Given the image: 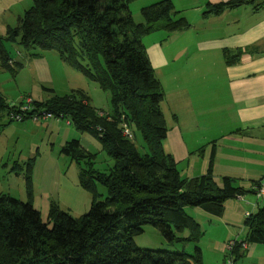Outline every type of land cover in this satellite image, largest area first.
<instances>
[{
	"label": "trees",
	"instance_id": "trees-1",
	"mask_svg": "<svg viewBox=\"0 0 264 264\" xmlns=\"http://www.w3.org/2000/svg\"><path fill=\"white\" fill-rule=\"evenodd\" d=\"M134 1L33 0L21 25L9 28L6 38L0 37L3 66L11 62L5 42L20 39L24 45L57 50L66 62L111 92L110 113L73 92L49 101L31 100L26 119L41 110L67 118L76 129L93 133L114 161L109 173H101L93 167L94 154L84 150L79 140L65 143L62 152L81 165L80 182L93 195V202L80 219L52 205L51 227L32 203L34 162L19 165L30 201L0 194V264H204L198 245L194 254L152 250L140 248L135 237L146 225H153L170 243L197 244L201 228L186 207L221 216L227 200L249 191L231 177L216 178L215 149L207 173L193 178H183L174 157L164 150L168 135L162 111L165 93L143 38L158 30L182 31L190 23L174 17L177 12L171 0L144 7L143 22H137L130 9ZM253 1L210 4L207 13L219 14ZM228 62L234 61L228 58ZM22 105H10L0 93V131L4 116ZM124 123L141 132L148 154H140L133 139L123 135ZM100 183L108 192L105 201L98 199ZM255 184L260 187L261 180ZM246 218V241L264 244V206ZM185 229L191 231L190 236L176 234ZM234 253L236 259L242 255L240 246Z\"/></svg>",
	"mask_w": 264,
	"mask_h": 264
},
{
	"label": "crops",
	"instance_id": "crops-1",
	"mask_svg": "<svg viewBox=\"0 0 264 264\" xmlns=\"http://www.w3.org/2000/svg\"><path fill=\"white\" fill-rule=\"evenodd\" d=\"M160 1L132 2L135 20L143 22L141 10ZM171 1L177 12L174 17L186 18L190 27L173 33L158 30L143 38L165 93L162 111L168 135L164 150L174 157L183 178H193L207 173L215 149L214 175L231 177L237 186L249 190L235 198L248 206L245 215L254 213L255 183L264 179V0L219 14L207 13L209 5L230 0ZM228 58L234 62L229 63ZM63 119L34 122L37 129L48 131L49 138L64 130L59 146L62 154L72 132L63 127ZM65 125H70L68 119ZM52 154L47 159L39 156L33 165V186L43 199L60 197ZM78 195L87 194L79 191ZM227 211L225 204L223 214ZM219 227H213L210 238L214 252L202 250L204 264H224L226 243L246 240V226L238 235L221 227L226 236L214 238ZM263 245H248L241 255L244 260L240 262V256L236 264H264Z\"/></svg>",
	"mask_w": 264,
	"mask_h": 264
},
{
	"label": "rangeland",
	"instance_id": "rangeland-1",
	"mask_svg": "<svg viewBox=\"0 0 264 264\" xmlns=\"http://www.w3.org/2000/svg\"><path fill=\"white\" fill-rule=\"evenodd\" d=\"M33 5V0H0V37L6 38L9 28H18L26 12ZM5 48L11 62L10 66L0 64V93L10 105L27 104L29 98L49 101L75 92L78 98L82 95L86 96L90 103L101 111L112 112L111 92L104 90L98 82L92 80L82 70L66 62L57 50H44L39 46L24 45L20 39L16 42L6 41ZM9 119L10 116H4L2 120L4 127L0 131V194L30 201L25 174L23 170H20L19 165L24 167L26 162H34L39 156L47 159L53 152L52 155L56 160V163H53L54 166L56 165L55 170H60V173L55 171V185L60 186V197L43 199L40 193L38 195L40 197H37L38 191L33 186L32 196L35 194L36 197L32 199V203L40 211L43 221L49 223L50 227L52 222L49 213L52 205L70 213L74 218L83 217L91 208L93 195L81 185L80 165L70 156L60 152L59 146L64 130L61 131L60 136H57L55 131L49 138L48 131L37 129L34 123L36 121L32 119L12 122ZM66 121L67 119H63L62 125L66 129H72L70 139L79 140L84 150L94 154L93 167L101 173H109L114 161L102 150L99 139L91 132L76 129L73 124L65 125ZM133 133V142L139 153L148 154L149 150L141 132L133 129ZM79 191L87 194L86 197L78 195ZM97 191L98 199L105 201L108 197L106 187L101 183L97 184ZM254 202L256 206L254 210L257 212L259 207H262L263 199L255 195ZM226 205L228 211L225 215L223 214V217L210 215L203 209L196 211L194 208L198 207H186L187 213L198 222L201 228L202 236L197 244L193 241L170 243L164 238L160 229L153 225H146L144 232L135 237V242L140 248L185 251L189 254H194L195 247L198 245L203 251L212 253L214 250L211 248L210 238L213 227L220 226L219 234L213 237L222 238L226 236L223 230L225 227L238 235L246 226L245 212L248 206L245 207L246 204L236 198L227 200ZM184 231L183 234H176L184 237L191 235L189 229ZM213 231L217 233L216 229ZM248 244L250 247L257 245V243ZM239 260L242 262L244 257L241 256Z\"/></svg>",
	"mask_w": 264,
	"mask_h": 264
},
{
	"label": "built area",
	"instance_id": "built-area-1",
	"mask_svg": "<svg viewBox=\"0 0 264 264\" xmlns=\"http://www.w3.org/2000/svg\"><path fill=\"white\" fill-rule=\"evenodd\" d=\"M31 100H28L27 104L22 105L18 111H12L10 114V119L15 120V121H23L28 117V112L31 111V106H30ZM63 117H55L52 113L41 110L38 111L37 113L33 114L30 116V119L34 121H42V120H49V119H60ZM67 119V118H66ZM68 123L71 124L70 120L68 119ZM123 135L129 139H133L134 133L133 129L126 123L123 124ZM254 191L257 198L263 199L262 206H264V179L261 180V186H255ZM251 213H247L246 217H249ZM248 242L246 240H237V239H231L229 240L226 245V252L227 255L225 257L224 264H236L237 259L235 255V249L240 246L241 252L246 251L248 248Z\"/></svg>",
	"mask_w": 264,
	"mask_h": 264
}]
</instances>
